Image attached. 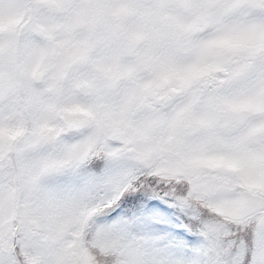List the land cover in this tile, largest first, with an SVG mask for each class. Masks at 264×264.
I'll list each match as a JSON object with an SVG mask.
<instances>
[{
    "label": "snow or ice",
    "instance_id": "snow-or-ice-1",
    "mask_svg": "<svg viewBox=\"0 0 264 264\" xmlns=\"http://www.w3.org/2000/svg\"><path fill=\"white\" fill-rule=\"evenodd\" d=\"M0 97V264H264V0H0Z\"/></svg>",
    "mask_w": 264,
    "mask_h": 264
},
{
    "label": "rangeland",
    "instance_id": "rangeland-1",
    "mask_svg": "<svg viewBox=\"0 0 264 264\" xmlns=\"http://www.w3.org/2000/svg\"><path fill=\"white\" fill-rule=\"evenodd\" d=\"M33 86L38 91H44L47 87L43 81V78H37L34 81ZM5 99H6V97H0V102H2ZM28 122H29V129H30L31 128V118L30 117H28ZM25 133H24V135H25ZM24 135L22 136V138L24 137ZM22 138H20L18 141H20ZM12 152L15 153V156H14L15 160L14 161L12 160L13 159L12 158ZM8 153H10V156L7 155ZM16 162H17V156H16V152L13 149H7L6 148L2 152H0V172H3L5 174L12 172L14 170V167L16 166Z\"/></svg>",
    "mask_w": 264,
    "mask_h": 264
},
{
    "label": "trees",
    "instance_id": "trees-1",
    "mask_svg": "<svg viewBox=\"0 0 264 264\" xmlns=\"http://www.w3.org/2000/svg\"><path fill=\"white\" fill-rule=\"evenodd\" d=\"M29 129V122H28V117L25 118V125L24 128L21 130L20 134L16 137V140L18 141L20 138H22V136L24 135V133ZM8 156H10V153L7 154ZM14 156L15 153L12 152V160L14 161Z\"/></svg>",
    "mask_w": 264,
    "mask_h": 264
}]
</instances>
